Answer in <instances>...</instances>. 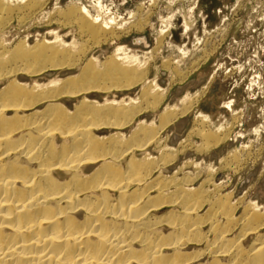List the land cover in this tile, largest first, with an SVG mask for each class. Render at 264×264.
Here are the masks:
<instances>
[{
  "label": "bare ground",
  "instance_id": "bare-ground-1",
  "mask_svg": "<svg viewBox=\"0 0 264 264\" xmlns=\"http://www.w3.org/2000/svg\"><path fill=\"white\" fill-rule=\"evenodd\" d=\"M18 1L0 0V27L8 15L41 8L40 0ZM96 8L71 3L49 13L81 43L55 31L12 47L0 39V264H264V201L214 179L223 163L239 168L240 150L220 158L195 145L193 158L177 165L186 136L212 150L226 139L210 103L188 135L178 134L213 75L201 91L185 88L203 80L169 92L148 70L168 28L154 48L131 37L106 55L101 46L144 24L126 27L100 0ZM162 60L171 77L182 76L180 61ZM206 153L216 161L196 185L201 172L185 169H201Z\"/></svg>",
  "mask_w": 264,
  "mask_h": 264
},
{
  "label": "rangeland",
  "instance_id": "rangeland-1",
  "mask_svg": "<svg viewBox=\"0 0 264 264\" xmlns=\"http://www.w3.org/2000/svg\"><path fill=\"white\" fill-rule=\"evenodd\" d=\"M97 1L40 0L38 2L41 8L32 13L33 15L28 14L21 17L8 15L7 23L0 27V39L12 47L24 38L29 39V43H33L34 38L39 40L46 36L48 38V32L55 31L60 36L66 35V38L70 35L67 41L74 37L77 43H81L84 40L78 36L76 29L63 26L60 24L61 19L52 18L53 15L50 17V12L58 7L64 9L72 3L84 6L94 14H99L96 8ZM16 2L19 1L14 0L13 3ZM100 2L102 8L107 9L104 10L105 13H111L110 16H115L119 23L127 22L126 27L136 23L139 19H142L140 21L144 24L141 31L133 30L122 34L121 39L101 46L106 55H110L121 43L129 44L131 37H144L148 40L147 44L154 48L159 31L168 28L165 39L153 52L154 57L148 63L149 77L166 79L164 85L168 87L169 92L176 91L181 83L185 85L190 81L203 80L196 88L190 84L187 86L189 88H185L191 91L193 89L190 93H194L201 91L213 75L207 94L199 98L197 103L199 106L194 109L195 111L191 110L189 114L188 128L178 132L180 137L184 138L188 135L186 133L189 132L196 111L204 112L213 106L212 111L215 108L219 111L226 102L233 100V113L226 109L221 111L222 114L218 111H211L213 123L216 125L221 123L226 127L225 132L220 134V137L226 138L221 142L222 144L220 143L212 150L203 145L200 137L186 136L188 138H185L184 144V148L187 147L186 153L179 158L177 165L185 162L187 158H193L195 151L193 146L195 145L201 146L200 152H217L220 158H224L227 156L226 153H231L236 148L237 151L240 150L238 153L241 156L239 168H230L233 166L227 167L223 163L222 167L218 168L214 179L219 181L226 179L227 183L225 182L224 187L228 185L232 188L237 187L238 192L248 188V200L264 201V189H260L264 185V0H100ZM134 45L141 47L143 43L138 42ZM101 47L91 48L86 57L97 53L102 49ZM162 59H169V62L180 61V72L184 79L181 78L182 76L172 75L171 77L169 70L163 68ZM198 63L200 65L196 68L195 65ZM208 103L212 106L208 105L209 107L206 108L204 105ZM254 128H257V133L253 131ZM206 129L214 131L210 126ZM235 139L237 142H233ZM205 159L201 169L197 171H192V168L185 169L187 174L201 172L198 175L203 176L198 179L196 185H199L204 176L209 174L205 172L206 168L216 161L212 153L210 155L206 153ZM228 180H231V183ZM257 194L258 200L255 199ZM260 205L264 203L261 202Z\"/></svg>",
  "mask_w": 264,
  "mask_h": 264
}]
</instances>
